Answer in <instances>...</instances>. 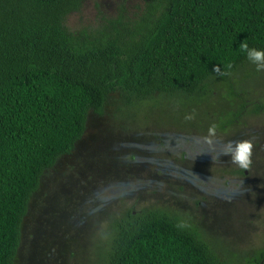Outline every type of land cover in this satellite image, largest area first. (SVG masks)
<instances>
[{"label": "rangeland", "instance_id": "374dc122", "mask_svg": "<svg viewBox=\"0 0 264 264\" xmlns=\"http://www.w3.org/2000/svg\"><path fill=\"white\" fill-rule=\"evenodd\" d=\"M144 4L84 0L66 27L81 43L123 33ZM148 212L196 231L220 264H264V71L247 60L193 94L116 86L44 173L15 264H109L117 222Z\"/></svg>", "mask_w": 264, "mask_h": 264}, {"label": "trees", "instance_id": "16d2710c", "mask_svg": "<svg viewBox=\"0 0 264 264\" xmlns=\"http://www.w3.org/2000/svg\"><path fill=\"white\" fill-rule=\"evenodd\" d=\"M83 2L0 0V264H15L44 173L75 150L116 86L193 94L247 61L242 42L264 49V0H145L123 33L89 43L66 27ZM117 228L109 264H220L166 214L128 213Z\"/></svg>", "mask_w": 264, "mask_h": 264}, {"label": "clouds", "instance_id": "9594fccd", "mask_svg": "<svg viewBox=\"0 0 264 264\" xmlns=\"http://www.w3.org/2000/svg\"><path fill=\"white\" fill-rule=\"evenodd\" d=\"M239 47L246 59L255 65L257 71H264V49L249 47L245 42H242Z\"/></svg>", "mask_w": 264, "mask_h": 264}]
</instances>
